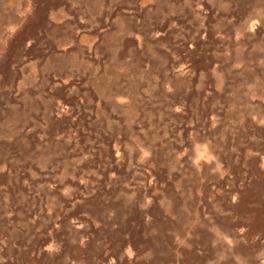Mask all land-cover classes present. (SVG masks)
I'll list each match as a JSON object with an SVG mask.
<instances>
[{"label":"rangeland","instance_id":"rangeland-1","mask_svg":"<svg viewBox=\"0 0 264 264\" xmlns=\"http://www.w3.org/2000/svg\"><path fill=\"white\" fill-rule=\"evenodd\" d=\"M0 264H264V0H0Z\"/></svg>","mask_w":264,"mask_h":264}]
</instances>
